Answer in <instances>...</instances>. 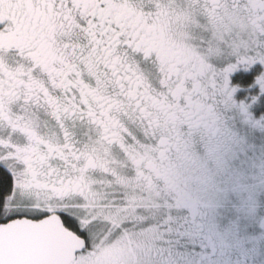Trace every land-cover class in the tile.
Returning <instances> with one entry per match:
<instances>
[{
  "label": "snow or ice",
  "instance_id": "obj_1",
  "mask_svg": "<svg viewBox=\"0 0 264 264\" xmlns=\"http://www.w3.org/2000/svg\"><path fill=\"white\" fill-rule=\"evenodd\" d=\"M0 264H264V0H0Z\"/></svg>",
  "mask_w": 264,
  "mask_h": 264
}]
</instances>
